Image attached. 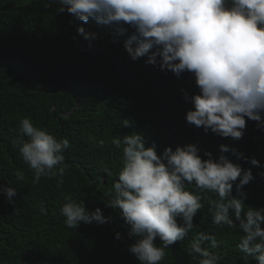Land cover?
I'll use <instances>...</instances> for the list:
<instances>
[{
    "label": "trees",
    "instance_id": "1",
    "mask_svg": "<svg viewBox=\"0 0 264 264\" xmlns=\"http://www.w3.org/2000/svg\"><path fill=\"white\" fill-rule=\"evenodd\" d=\"M43 2L0 0V185L17 190L15 205L0 192V264H139L128 251L134 240L123 220L105 206L122 166V149L111 141L136 132L144 136L146 146H157L158 155L168 146L175 150L194 143L204 159L205 151L218 158L223 144L264 165V130L249 120L243 138L234 141L187 123L186 113L193 106L184 93L199 92L192 74L177 77L147 64L146 57L133 61L124 48L131 28L120 34L89 20L85 28L99 38L85 40L77 32V24L83 22L74 21L67 12L57 13L55 4L45 8ZM25 117L58 139L70 141L64 152L67 169L62 186H57L58 176L33 183L32 170L13 147L12 139L23 135L19 122ZM125 119L131 126L124 127ZM100 140L105 142L103 148L98 146ZM223 155L251 168L255 176L244 188L245 210L264 207V175H260L264 167L252 166L232 151ZM17 171H23V181L17 180ZM188 189L199 191L192 185ZM69 195L78 203L84 201L90 211L100 207L111 221L67 228L59 209ZM203 195L204 207L194 218L196 227L184 241L165 249L160 264H197L188 248L201 231L221 242L210 248L221 257L220 264H245L237 247L243 233L213 224L208 199L217 197ZM233 195H237L235 185ZM42 203L46 215L39 212ZM117 232L121 239H116ZM248 264L256 262L249 258Z\"/></svg>",
    "mask_w": 264,
    "mask_h": 264
},
{
    "label": "clouds",
    "instance_id": "2",
    "mask_svg": "<svg viewBox=\"0 0 264 264\" xmlns=\"http://www.w3.org/2000/svg\"><path fill=\"white\" fill-rule=\"evenodd\" d=\"M54 4L57 13L67 12L74 21L83 22L77 24V32L85 40L99 38L98 33L85 28L89 20L120 34L131 28L124 48L133 61L146 57L147 64L170 70L177 77L192 74L199 92L184 93L193 106L186 113L187 123L234 141L243 138L249 120L264 130V0L43 2L45 8ZM129 126L125 119L124 127ZM19 127L23 135L11 143L32 170L33 183L38 184L41 177L58 176L57 186H62L67 169L64 152L70 141L35 126L28 117L20 120ZM111 143L122 149V166L108 193L112 199L105 206L117 211L123 220L128 237L134 240L128 251L139 264H160L165 249L185 240L196 227L194 218L204 207V193L217 197L208 199L212 223L243 233L237 247L244 253L245 264L249 258L264 264V207L245 210L244 188L255 176L251 168L233 163L223 153L232 151L238 159L264 167L258 159H249L223 144L218 158L205 151L204 159L194 143L175 150L168 146L158 155L157 146H146L144 136L136 132ZM104 144L100 140L98 146L103 148ZM104 171L112 175L110 170ZM15 175L18 181L25 179L23 171ZM189 185L199 191H190ZM0 192L15 205V188L0 185ZM65 200L59 211L67 228L78 229L82 222L104 225L112 219L100 207L90 211L84 201L78 203L71 195ZM39 212L47 214L43 203ZM121 238L117 232L116 239ZM220 243L216 235L198 232L189 242L188 255L197 264H220L221 257L210 250Z\"/></svg>",
    "mask_w": 264,
    "mask_h": 264
}]
</instances>
